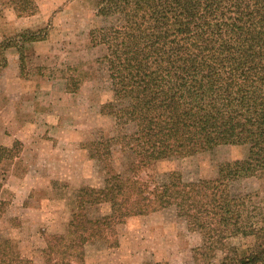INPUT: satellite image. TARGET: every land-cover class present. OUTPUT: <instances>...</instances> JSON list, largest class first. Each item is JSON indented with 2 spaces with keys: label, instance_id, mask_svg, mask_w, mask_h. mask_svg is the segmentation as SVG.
<instances>
[{
  "label": "trees",
  "instance_id": "trees-1",
  "mask_svg": "<svg viewBox=\"0 0 264 264\" xmlns=\"http://www.w3.org/2000/svg\"><path fill=\"white\" fill-rule=\"evenodd\" d=\"M8 1L20 15L38 9L36 0ZM96 8L106 22L90 36L106 45L97 62L113 92L103 110L131 126L120 137L130 162L115 167L114 137L88 142L104 162V182L78 190L67 231L46 236L44 264H85L89 242L118 245L117 225L127 217L170 207L204 235L197 264H215L219 251V264H264V225L252 220L250 194L233 190L238 179L264 175V0H96ZM226 143L246 144L248 154L221 163L214 177L189 180L177 169L140 175L159 160ZM22 145L1 146L0 160ZM2 187L0 179V224L10 204ZM239 235L252 237L243 249L229 241ZM0 264H34L1 225Z\"/></svg>",
  "mask_w": 264,
  "mask_h": 264
},
{
  "label": "rangeland",
  "instance_id": "rangeland-1",
  "mask_svg": "<svg viewBox=\"0 0 264 264\" xmlns=\"http://www.w3.org/2000/svg\"><path fill=\"white\" fill-rule=\"evenodd\" d=\"M36 2L35 13L20 15L11 2L0 0V147L12 148L17 139L23 143L15 156L0 160L1 197L10 203L0 225L21 255L44 264L46 236L67 231L78 190L104 182V162L90 155L88 142L114 137L113 163L124 170L130 157L120 137L131 126L103 110L113 92L108 69L97 62L106 45H95L90 36L91 28L106 22L96 14V0ZM28 30L38 39L25 41ZM248 151L246 144H220L159 160L140 175L177 169L189 180L214 177L221 163ZM233 190L250 194L252 220L264 225V175L238 179ZM117 234L118 245L103 238L89 242L85 264H197L194 249L204 242L202 232L189 229L174 207L129 216L117 225ZM251 240L229 239L240 249ZM221 256L219 251L215 264Z\"/></svg>",
  "mask_w": 264,
  "mask_h": 264
},
{
  "label": "crops",
  "instance_id": "crops-1",
  "mask_svg": "<svg viewBox=\"0 0 264 264\" xmlns=\"http://www.w3.org/2000/svg\"><path fill=\"white\" fill-rule=\"evenodd\" d=\"M19 137H20V135H19ZM21 138V137H20ZM22 139V138H21Z\"/></svg>",
  "mask_w": 264,
  "mask_h": 264
}]
</instances>
